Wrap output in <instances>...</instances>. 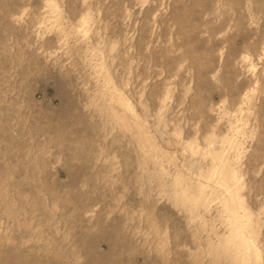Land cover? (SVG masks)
I'll return each instance as SVG.
<instances>
[{
  "label": "rangeland",
  "instance_id": "374dc122",
  "mask_svg": "<svg viewBox=\"0 0 264 264\" xmlns=\"http://www.w3.org/2000/svg\"><path fill=\"white\" fill-rule=\"evenodd\" d=\"M0 264H264V0H0Z\"/></svg>",
  "mask_w": 264,
  "mask_h": 264
}]
</instances>
